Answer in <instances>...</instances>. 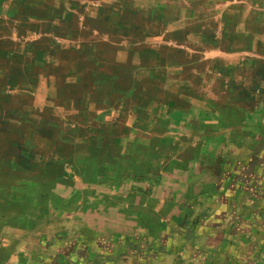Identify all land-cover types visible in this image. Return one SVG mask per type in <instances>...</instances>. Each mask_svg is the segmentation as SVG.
Here are the masks:
<instances>
[{
	"label": "crops",
	"instance_id": "obj_1",
	"mask_svg": "<svg viewBox=\"0 0 264 264\" xmlns=\"http://www.w3.org/2000/svg\"><path fill=\"white\" fill-rule=\"evenodd\" d=\"M0 264H264V0H0Z\"/></svg>",
	"mask_w": 264,
	"mask_h": 264
}]
</instances>
